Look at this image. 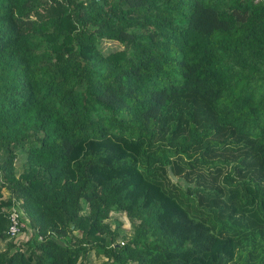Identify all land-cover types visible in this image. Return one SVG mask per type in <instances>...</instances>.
<instances>
[{
    "label": "trees",
    "instance_id": "trees-1",
    "mask_svg": "<svg viewBox=\"0 0 264 264\" xmlns=\"http://www.w3.org/2000/svg\"><path fill=\"white\" fill-rule=\"evenodd\" d=\"M0 178V264H264V0H0Z\"/></svg>",
    "mask_w": 264,
    "mask_h": 264
},
{
    "label": "rangeland",
    "instance_id": "rangeland-1",
    "mask_svg": "<svg viewBox=\"0 0 264 264\" xmlns=\"http://www.w3.org/2000/svg\"><path fill=\"white\" fill-rule=\"evenodd\" d=\"M102 48L105 52H108V51H113V50H119L122 48V46L115 41L105 40L102 43ZM23 154L20 153L19 157L15 161L16 170L18 173L22 169V164H23L22 157H24V156H22ZM1 180H2V178H0V181ZM3 194H5V195L7 194L5 190H3ZM23 216H24V213H23ZM23 219H24V217H23ZM107 221L109 222L111 228H115L116 226H118V229L120 230L119 236L117 238L118 243L122 244L123 242H125L127 240V238L132 236V224H131L130 220L126 217L125 213L113 211V212H111ZM24 223H25V227H26L27 221L24 220ZM31 233H32V230H30V229H27L25 231L22 230V232H20V234L18 236L13 237V240L15 242L26 240V239H28V237H30ZM5 247H6V240L5 241L0 240V249L4 250ZM102 260H103L102 256L95 254V252L92 250L87 255V261H79L78 264H100Z\"/></svg>",
    "mask_w": 264,
    "mask_h": 264
},
{
    "label": "built area",
    "instance_id": "built-area-1",
    "mask_svg": "<svg viewBox=\"0 0 264 264\" xmlns=\"http://www.w3.org/2000/svg\"><path fill=\"white\" fill-rule=\"evenodd\" d=\"M23 217L19 202L12 204L8 211L9 225L7 232L10 237H16L22 232L23 227H25Z\"/></svg>",
    "mask_w": 264,
    "mask_h": 264
},
{
    "label": "water",
    "instance_id": "water-1",
    "mask_svg": "<svg viewBox=\"0 0 264 264\" xmlns=\"http://www.w3.org/2000/svg\"><path fill=\"white\" fill-rule=\"evenodd\" d=\"M169 176L173 181H177L178 178L173 174L172 170L169 168Z\"/></svg>",
    "mask_w": 264,
    "mask_h": 264
},
{
    "label": "clouds",
    "instance_id": "clouds-1",
    "mask_svg": "<svg viewBox=\"0 0 264 264\" xmlns=\"http://www.w3.org/2000/svg\"><path fill=\"white\" fill-rule=\"evenodd\" d=\"M23 211V210H22ZM25 216V215H24ZM24 220H25V218H24Z\"/></svg>",
    "mask_w": 264,
    "mask_h": 264
}]
</instances>
